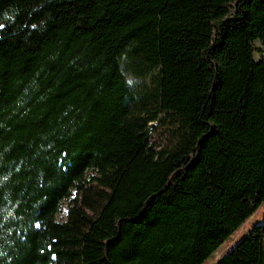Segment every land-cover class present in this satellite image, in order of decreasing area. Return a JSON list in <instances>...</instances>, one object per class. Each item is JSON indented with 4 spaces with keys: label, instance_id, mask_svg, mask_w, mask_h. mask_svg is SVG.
I'll return each instance as SVG.
<instances>
[{
    "label": "trees",
    "instance_id": "1",
    "mask_svg": "<svg viewBox=\"0 0 264 264\" xmlns=\"http://www.w3.org/2000/svg\"><path fill=\"white\" fill-rule=\"evenodd\" d=\"M263 202L264 0H0V264H204Z\"/></svg>",
    "mask_w": 264,
    "mask_h": 264
},
{
    "label": "rangeland",
    "instance_id": "2",
    "mask_svg": "<svg viewBox=\"0 0 264 264\" xmlns=\"http://www.w3.org/2000/svg\"><path fill=\"white\" fill-rule=\"evenodd\" d=\"M255 49H259L260 45L258 42L254 44ZM254 58L256 61L260 59L259 54H255ZM155 128L151 131L150 143L152 145H158L159 149H162L167 142L165 140V134L167 128L161 123L154 124ZM264 218V202L259 206L256 212L237 230L231 237H229L219 249L211 255L204 264H216L217 261L226 254L237 242H239L251 228L260 224Z\"/></svg>",
    "mask_w": 264,
    "mask_h": 264
}]
</instances>
